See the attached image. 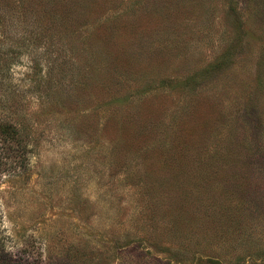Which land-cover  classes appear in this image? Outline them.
<instances>
[{
  "label": "rangeland",
  "instance_id": "374dc122",
  "mask_svg": "<svg viewBox=\"0 0 264 264\" xmlns=\"http://www.w3.org/2000/svg\"><path fill=\"white\" fill-rule=\"evenodd\" d=\"M0 235L22 264H264V0H0Z\"/></svg>",
  "mask_w": 264,
  "mask_h": 264
},
{
  "label": "trees",
  "instance_id": "16d2710c",
  "mask_svg": "<svg viewBox=\"0 0 264 264\" xmlns=\"http://www.w3.org/2000/svg\"><path fill=\"white\" fill-rule=\"evenodd\" d=\"M3 237L0 235V264H22L20 263V259L22 258H14L11 255V252L5 250V246L3 243ZM26 250H20L19 252L22 254L24 253Z\"/></svg>",
  "mask_w": 264,
  "mask_h": 264
}]
</instances>
